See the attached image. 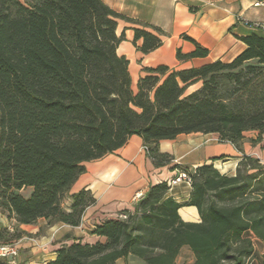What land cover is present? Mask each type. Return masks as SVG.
Here are the masks:
<instances>
[{
    "label": "trees",
    "instance_id": "1",
    "mask_svg": "<svg viewBox=\"0 0 264 264\" xmlns=\"http://www.w3.org/2000/svg\"><path fill=\"white\" fill-rule=\"evenodd\" d=\"M119 21L134 25L132 44L141 54L162 45L160 29L101 0H0V214L7 220L78 227L94 198L83 189L64 202L84 164L131 136L142 139L159 168L172 161L159 142L178 135L216 134L237 150L247 133L256 134L253 142L264 135V36L239 37L245 48L229 63L146 68L133 91L128 61L116 53L124 41L116 34ZM183 38L194 49H177L178 62L207 57V49ZM187 175L184 204L167 195L166 182L152 185L133 211L89 231L103 242L75 240L46 264H117L128 257L177 264L183 249L191 264H246L254 256L252 238L264 246V166L243 156L233 176L212 164ZM28 188L27 197L20 194ZM183 206L195 207L200 222H183ZM256 264H264V251Z\"/></svg>",
    "mask_w": 264,
    "mask_h": 264
},
{
    "label": "crops",
    "instance_id": "2",
    "mask_svg": "<svg viewBox=\"0 0 264 264\" xmlns=\"http://www.w3.org/2000/svg\"><path fill=\"white\" fill-rule=\"evenodd\" d=\"M101 1L112 11L150 24L165 35L158 49L143 55L132 44L134 25L118 22L116 34L119 36L123 33L124 41L119 44L116 53L128 61L132 90H136L137 81L146 68L164 65L172 70H182L217 60L229 63L245 48L238 38L256 33L246 23H264V0ZM256 2L262 4L256 7ZM183 36L207 49V57L178 62L175 59L177 49L182 53L194 49L193 44ZM140 44L141 41H138L136 46ZM255 139V133H247L237 150L232 144L219 141L216 134L178 135L174 140L159 142V152L171 156L172 161L167 166L156 168L143 150L142 139L131 136L123 147L112 154L84 164L85 173L72 185L64 202L66 206L69 205L70 196L83 189L88 190L94 198V205L85 210L78 227L56 224L45 228L42 219L32 225H18L0 214V241L19 243L17 264H46L54 259L55 252L61 246L70 245L75 240L88 244L103 242L104 239L89 234L91 228L116 218L123 210L133 211L152 185L166 182L169 197L179 204L187 202L190 185L179 183L170 186L171 180L179 172H190L199 166L212 164L220 174L233 176L243 156L257 159L264 165V135L259 142H253ZM30 191L28 188L20 191V194L27 197ZM178 215L183 222H200L195 207L183 206L179 208ZM13 230L28 235L31 240H14ZM127 260L142 264L133 257ZM120 261L123 262V259L118 260L117 264Z\"/></svg>",
    "mask_w": 264,
    "mask_h": 264
},
{
    "label": "built area",
    "instance_id": "3",
    "mask_svg": "<svg viewBox=\"0 0 264 264\" xmlns=\"http://www.w3.org/2000/svg\"><path fill=\"white\" fill-rule=\"evenodd\" d=\"M261 2H256L254 6L261 5ZM250 27L255 32H258L262 36H264V23H252ZM143 150L146 152V148L143 147ZM189 172V171H188ZM192 172V171H190ZM179 183H185L186 185H190L189 177L187 172H179L177 177L170 182V186H175ZM138 198L141 197L140 194L137 195ZM94 226L91 228L93 229ZM0 238H1V230H0ZM20 240H31L25 237ZM20 246L17 242H8L4 243L0 241V262H4L5 264H16V260L19 256Z\"/></svg>",
    "mask_w": 264,
    "mask_h": 264
},
{
    "label": "rangeland",
    "instance_id": "4",
    "mask_svg": "<svg viewBox=\"0 0 264 264\" xmlns=\"http://www.w3.org/2000/svg\"><path fill=\"white\" fill-rule=\"evenodd\" d=\"M195 87H192L190 90L194 89ZM133 91H135L133 89ZM262 165V164H261ZM264 166V165H262ZM22 194H25V193H22ZM13 234H14V240H17V239H20V238H27V239H31L28 235H25L24 233L18 231V230H13L12 231ZM13 240V239H11ZM257 239L255 238H252V243H253V246H254V256L246 261V264H256L257 261L259 260V258L261 257V254L263 253L264 251V246L262 243H260L258 240L256 241ZM11 242H14V241H11ZM176 263L177 264H191L192 263V255L191 253L187 250V249H183L180 253V255L178 256L177 260H176ZM16 264H17V261H16ZM119 264H140L136 261H131V260H123L120 261Z\"/></svg>",
    "mask_w": 264,
    "mask_h": 264
}]
</instances>
